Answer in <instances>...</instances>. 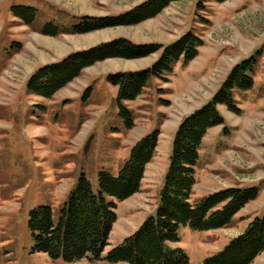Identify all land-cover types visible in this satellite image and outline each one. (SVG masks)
Instances as JSON below:
<instances>
[{"label": "rangeland", "instance_id": "1", "mask_svg": "<svg viewBox=\"0 0 264 264\" xmlns=\"http://www.w3.org/2000/svg\"><path fill=\"white\" fill-rule=\"evenodd\" d=\"M145 1L0 0V264H111L55 261L34 251L31 212L50 205L57 214L83 174L98 190L99 173L118 175L133 147L159 129V145L140 192L115 201L117 221L105 259L156 215L180 123L213 98L233 67L258 52L256 88L237 97L242 115L220 106L225 124L213 128L203 142L192 201L236 187H257L260 196L224 229L182 227L180 241L170 247L184 250L191 264H205L264 217V0H181L138 26L87 34L66 31L83 17L119 16ZM17 6L37 9L36 21L27 25L15 17L12 8ZM49 25L59 28V34H45ZM189 32L204 41L198 58L186 66L179 63L167 80L152 78L136 101L126 103L135 118L132 130L125 129L119 116L118 89L106 78L150 68L160 52L139 60L99 62L52 99L27 91L39 68L72 53L116 39L167 46ZM89 88L92 96L84 102ZM253 264H264V253Z\"/></svg>", "mask_w": 264, "mask_h": 264}, {"label": "trees", "instance_id": "2", "mask_svg": "<svg viewBox=\"0 0 264 264\" xmlns=\"http://www.w3.org/2000/svg\"><path fill=\"white\" fill-rule=\"evenodd\" d=\"M179 1L147 0L119 16L83 17L71 30L66 31L87 34L107 28L138 26ZM214 1L223 4L230 0ZM12 12L27 25L37 19V9L33 7L17 6L12 8ZM49 26L45 34H59V28ZM203 46L204 41L193 32L167 46L135 44L127 39H116L72 53L56 63L39 68L28 80L27 91L43 99H52L79 78L84 70L99 62L108 59L139 60L160 52L158 61L150 68L118 72L106 78L108 84L118 89L119 116L125 129L132 130L135 118L126 103L136 101L152 78L167 80L166 76L171 75L179 63L189 65L198 58ZM261 59L262 52H258L233 67L213 98L180 123L173 140L170 164L156 215L147 219L133 236L103 259L117 221L115 201H126L140 192L146 168L152 162L159 145V129L133 147L129 160L118 175L100 172L98 190L83 174L57 214L50 205L33 210L29 228L35 241L34 251L46 253L52 260H64L67 263L86 259L90 262L106 260L111 264H191L184 250L170 247V244L180 241L182 227L199 232L224 229L260 196L257 187H236L208 195L197 202L192 201L203 142L213 128L225 124L219 107L224 106L231 113L242 115L237 97L256 88ZM92 92V88L87 90L84 102L90 100ZM224 132L228 134L229 131L225 128ZM262 253L264 217L256 218L241 236L208 258L205 264H253Z\"/></svg>", "mask_w": 264, "mask_h": 264}]
</instances>
